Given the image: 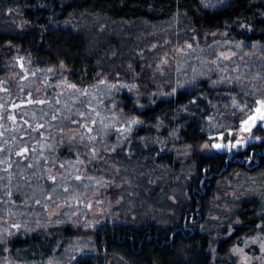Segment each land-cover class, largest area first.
Returning <instances> with one entry per match:
<instances>
[{
	"label": "trees",
	"instance_id": "1",
	"mask_svg": "<svg viewBox=\"0 0 264 264\" xmlns=\"http://www.w3.org/2000/svg\"><path fill=\"white\" fill-rule=\"evenodd\" d=\"M186 43L211 58L233 50L248 84L264 80V0H0V74L19 54L36 69L64 66L90 83L131 69L141 85L177 90L133 112L140 125L100 154L118 185L109 193L120 222L80 235L70 224L37 230L10 243L14 264H234L232 249L264 222V137L231 156L200 149L238 128L257 90L217 76L186 84L173 64L161 75V59ZM232 191L240 198L231 202ZM223 203L231 210L222 212ZM80 237L95 253L72 258Z\"/></svg>",
	"mask_w": 264,
	"mask_h": 264
},
{
	"label": "rangeland",
	"instance_id": "2",
	"mask_svg": "<svg viewBox=\"0 0 264 264\" xmlns=\"http://www.w3.org/2000/svg\"><path fill=\"white\" fill-rule=\"evenodd\" d=\"M196 49L190 43L174 48L161 59L159 73L165 75L173 64L186 84L198 76H217L220 84L257 90L253 112L238 128L211 135L200 149L203 155L231 156L264 137V80L250 78L248 84L243 58L233 50L211 58ZM3 68L0 207L7 217L0 220V264H14L8 259L10 243L37 230L70 224L80 235L120 222L115 211L119 201L109 193L118 185L113 171L100 164V154L122 146L140 125L133 112L152 107L157 100L171 99L177 90L141 85L137 82L140 74L131 69L125 77L99 74L90 83L75 79L64 66L36 69L19 54L9 58ZM185 150L191 154L190 149ZM221 198L215 195V200ZM238 198L236 191L226 197L231 202ZM230 210L223 203L221 211ZM240 223L238 219L236 224ZM256 232L232 249L229 262L264 264V222ZM90 241L80 237L71 244L70 257L94 254Z\"/></svg>",
	"mask_w": 264,
	"mask_h": 264
}]
</instances>
